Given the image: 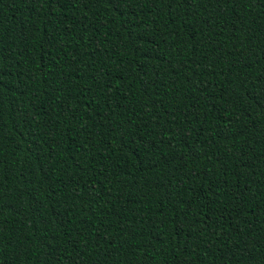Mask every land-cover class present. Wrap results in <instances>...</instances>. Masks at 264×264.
Returning a JSON list of instances; mask_svg holds the SVG:
<instances>
[{
    "label": "trees",
    "instance_id": "1",
    "mask_svg": "<svg viewBox=\"0 0 264 264\" xmlns=\"http://www.w3.org/2000/svg\"><path fill=\"white\" fill-rule=\"evenodd\" d=\"M0 264H264V0H0Z\"/></svg>",
    "mask_w": 264,
    "mask_h": 264
}]
</instances>
